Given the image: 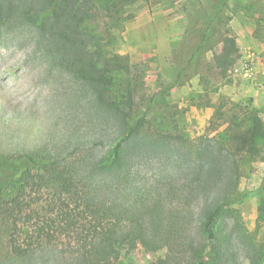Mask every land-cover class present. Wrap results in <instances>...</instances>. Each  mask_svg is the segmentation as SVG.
<instances>
[{
    "label": "trees",
    "instance_id": "1",
    "mask_svg": "<svg viewBox=\"0 0 264 264\" xmlns=\"http://www.w3.org/2000/svg\"><path fill=\"white\" fill-rule=\"evenodd\" d=\"M139 1L0 0V45H27L29 59L66 84L57 103L97 129L89 135L76 126L64 150L55 145L0 161V222L12 224V253L59 264L62 243L77 252L73 264H118L124 251L141 244L168 250L161 264L179 255L183 264H243L244 258L264 264V243L239 210L249 197L239 191L242 164L264 150V121L252 114L243 128L234 116L215 136L192 140L170 101L175 89L198 76L209 52L223 47L220 67L230 61L236 41L223 31L244 0H193L198 44L183 55L172 80L159 77L160 90L151 96L143 93L130 57L115 51L127 8ZM143 164L157 166V186L138 181ZM171 164L176 169L168 171ZM163 187L182 199L167 202ZM36 188L54 193L48 215L29 203ZM257 195L263 222L264 185Z\"/></svg>",
    "mask_w": 264,
    "mask_h": 264
},
{
    "label": "rangeland",
    "instance_id": "2",
    "mask_svg": "<svg viewBox=\"0 0 264 264\" xmlns=\"http://www.w3.org/2000/svg\"><path fill=\"white\" fill-rule=\"evenodd\" d=\"M193 2L142 0L127 8L123 41L119 42L115 51L130 57L134 73L140 76L144 94L151 96L160 90L159 77L172 80L181 66L183 55L196 48L199 21H193L192 16L199 14V4L194 5ZM213 8L215 10L218 6ZM209 9L212 11V7ZM230 18L223 31L227 34L225 36L233 37L236 41L235 53H231L232 49L226 52L232 54L230 61L220 67L218 60L224 54L223 47L209 52L198 76L189 84L175 89L170 98L171 103L179 107L180 129L192 140L202 135L215 136L218 131L227 128L234 116L237 119H233V122L243 128L250 126L252 114H258L264 121V0H244L238 14H231ZM258 20L262 21L261 25H258ZM28 50V46H22L18 40L0 45L2 162L32 149L50 150L60 146L64 150L66 147L62 144L77 128L89 135L97 131L88 120L77 122L69 115L67 108L57 103L56 94L66 84L58 83L56 73L47 76L40 61L29 59ZM247 69L251 70L249 75ZM220 114H223V119L219 118ZM214 123L217 124L215 129ZM61 149L55 152H62ZM66 152L68 155L70 151ZM263 158L264 150L259 152L256 159L243 162L239 186V191L249 196L239 206L241 216L246 225L257 232L261 243H264V221L259 222L260 198L257 190L264 185ZM142 166L138 181L157 186L154 176L157 170L154 167L157 166ZM174 166H168V171L176 169ZM163 188H166L162 194L167 202L175 201L177 204L182 199L180 194L172 196L167 187ZM53 196L52 191L40 192L36 188L29 197V203L37 204L36 209L41 215H48L53 212L48 205ZM11 226L8 221L0 222V264H37V256H14L9 242ZM59 252V264H73L77 252L62 243ZM168 256L166 249L149 251L138 244L129 252L124 251L117 263L161 264ZM179 259L172 260L171 264H183V260ZM243 264H249V261L244 258Z\"/></svg>",
    "mask_w": 264,
    "mask_h": 264
},
{
    "label": "built area",
    "instance_id": "3",
    "mask_svg": "<svg viewBox=\"0 0 264 264\" xmlns=\"http://www.w3.org/2000/svg\"><path fill=\"white\" fill-rule=\"evenodd\" d=\"M250 72H251V70L250 69H247V72H246L247 75H249Z\"/></svg>",
    "mask_w": 264,
    "mask_h": 264
}]
</instances>
